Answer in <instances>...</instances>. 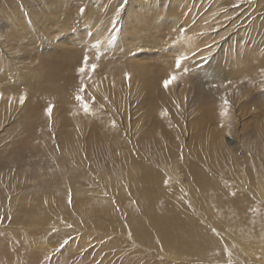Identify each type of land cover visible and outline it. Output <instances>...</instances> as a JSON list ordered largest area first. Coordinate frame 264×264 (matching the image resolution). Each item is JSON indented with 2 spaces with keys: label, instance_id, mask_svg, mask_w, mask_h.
Segmentation results:
<instances>
[{
  "label": "rangeland",
  "instance_id": "rangeland-1",
  "mask_svg": "<svg viewBox=\"0 0 264 264\" xmlns=\"http://www.w3.org/2000/svg\"><path fill=\"white\" fill-rule=\"evenodd\" d=\"M241 49L250 51L244 73L231 60ZM263 64L264 0H0V169L39 177L3 182L15 204L0 217V264H214L165 248L155 224L148 234L132 231L141 215L131 211L138 205L128 173L147 166L164 208L182 199L177 209L210 232L218 224L225 245L227 222L196 218L202 206L186 165L209 173L200 141L215 130L238 154L235 170L245 166L248 145L264 135ZM171 73L163 92L149 87ZM225 88L239 95L208 99ZM165 124L169 158L155 143ZM61 163L69 184L57 202L51 190L53 175L66 180ZM228 173L218 178L241 190Z\"/></svg>",
  "mask_w": 264,
  "mask_h": 264
},
{
  "label": "bare ground",
  "instance_id": "bare-ground-1",
  "mask_svg": "<svg viewBox=\"0 0 264 264\" xmlns=\"http://www.w3.org/2000/svg\"><path fill=\"white\" fill-rule=\"evenodd\" d=\"M204 38L207 41V44L210 45L213 40L212 35ZM209 48L211 51L212 48L210 46ZM181 50H184L183 52H185L186 49ZM202 52L203 50L199 53ZM247 53L250 54V51L247 49H241L240 51H235V53L232 52L231 60L237 66L239 72L244 73L248 67V63H250V59L246 60L244 58ZM211 57L212 55L207 58ZM200 60L201 57H198L197 61ZM201 61L198 63L201 64ZM252 61L255 63L256 60L254 59ZM257 63H259V59ZM203 64L204 63L201 65ZM176 73L178 74V72ZM172 77L176 78L177 75L171 73L165 81L171 80ZM119 79L120 78H117L114 82V88L117 89V92L119 91ZM180 80L188 81V79L186 77L183 78V76L180 77ZM165 81L158 82L157 80H152L149 87L154 91L163 92V84ZM170 84L171 83L168 85L170 86ZM186 85H188V83ZM238 95L235 93V90L225 88L209 94L208 99L212 98L217 100L221 99V97L222 99L224 97L233 98ZM223 112L224 107L219 108V110H214V118L220 117ZM77 113H79V111ZM207 114H210L209 111H206L204 116ZM207 118H210V116H207ZM73 120L77 125L81 126L79 118H73ZM215 124L217 125L218 123ZM165 125L166 128L161 129L163 130V140H155V143L163 144L165 147V154L169 158L172 154L169 136H172L173 133L171 132V128L167 127V124ZM213 138H216L215 142L212 141ZM219 138L220 136L214 130L210 137H207L206 140L203 138V140L200 141L201 146L205 148L204 152L208 154L207 157L210 166L212 167H210L208 174L201 173L197 167H189L188 165H186V167L189 168L188 173L196 180V186L191 189L195 192L197 202L202 206L201 210H197L198 213L196 212V218L200 216L201 219L202 217L213 218L211 215L215 214V219L217 221L223 219V221L227 222L231 231L226 235L227 239L225 245L223 244V237L218 232V224H215V230H213V224H210L209 228L212 229L210 232L200 223V220H196L191 213L186 214L177 209V207L182 204V199L179 200L180 204L173 210L164 208L163 201L160 200L158 176L144 165L131 167L130 169L134 173H128L129 180L127 183L133 191V195L129 196V199L133 198L138 205L131 211H133V213L136 211V214L140 213L141 215L140 218L137 217L138 220L136 219L135 224L131 221L133 224L132 231L138 234H148L147 230H153V224H155L158 228L160 238L164 241V247L168 249L172 248V251L176 252L179 250L192 257H212L214 264L217 263L216 261H222V263L223 261H228L231 264H264V135L258 136L256 142L248 145L252 147V152L253 150H256V152L253 154L251 151H248V154L246 153L243 158L240 157L246 161V164L243 167L238 166L239 169L237 170H235L237 168L236 165H238L237 163L240 160L239 156H237L238 154L236 155L235 153L230 152L231 150H228L224 144H221L222 141ZM226 165H231L229 166L231 173L226 171L229 169ZM178 166L179 163L178 165H174L173 168L177 169ZM58 167L62 171V175H65L66 180H59L57 175H53L56 179L51 192L54 193L56 197L54 201L60 202L65 199V194L68 192L69 177L67 178V175L69 172L68 164L66 163H61ZM231 168L235 170L233 173ZM221 171L226 175L228 173L233 181L236 180L241 190L233 191L232 189L235 188L236 185H233L230 188L224 183L226 181L225 178L219 179L218 174ZM36 174L37 171L32 170L31 174L21 173L16 175L13 173V177H11L5 167L0 169V217H5L10 214L12 212V207L15 204L9 201L7 197V187L3 185V182H7V180L9 181L13 178L15 179V177L17 178L18 176L27 181H37V178L39 177ZM233 174L235 175L233 176ZM177 183H181L179 178L177 179ZM15 189L17 188L15 187ZM33 193L35 196L38 195V192L34 190ZM125 193L127 192L125 191ZM129 194H132V192H129ZM44 198L46 197L41 196L43 202ZM128 202L129 201H126V203ZM133 206L134 205L132 204H128V207H126L129 208ZM197 214L199 215L197 216Z\"/></svg>",
  "mask_w": 264,
  "mask_h": 264
},
{
  "label": "snow or ice",
  "instance_id": "snow-or-ice-1",
  "mask_svg": "<svg viewBox=\"0 0 264 264\" xmlns=\"http://www.w3.org/2000/svg\"><path fill=\"white\" fill-rule=\"evenodd\" d=\"M178 66H179V62H178ZM92 67H93V69H94V68H95V65H93ZM81 71L83 72L84 69L82 68ZM172 80H175V77H172L171 80H169V81H165V82H164V86L167 87L168 84H169L170 82H172ZM78 98H79V97H78ZM81 99H82V98H81ZM48 111L51 112V109H49Z\"/></svg>",
  "mask_w": 264,
  "mask_h": 264
}]
</instances>
